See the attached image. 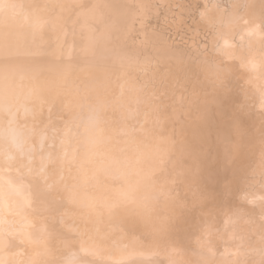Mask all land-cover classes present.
<instances>
[{
	"label": "snow or ice",
	"instance_id": "6c2138e0",
	"mask_svg": "<svg viewBox=\"0 0 264 264\" xmlns=\"http://www.w3.org/2000/svg\"><path fill=\"white\" fill-rule=\"evenodd\" d=\"M23 7L0 0V264H215L211 225L201 228L193 248L192 233L177 226L182 205L173 195L184 183L193 202L217 199L215 187L192 181L207 158V128L216 131L214 159L224 172L214 179L223 181L224 192L243 191L242 199L254 205L225 213L226 226L244 220L248 228L233 234L239 243L235 252L226 249L223 264H264V123L258 136L250 135L243 119L258 102L264 120V0L204 4L192 44L185 41L184 48L169 29L148 30L145 20L154 9L159 16L163 5L147 0L33 4L22 14ZM188 8L195 20L201 5ZM65 10L76 13L80 26L67 59L66 35L52 63L22 64L12 55L20 30L33 40L57 33ZM173 23L184 40L183 13ZM245 37H255L259 49L245 52ZM113 79L119 96L110 88ZM126 91L135 96L134 109L125 104ZM45 106L50 118L58 109L60 120L44 124ZM177 150L183 166L174 162ZM146 161L152 162L147 170ZM100 174L110 183L101 185ZM69 204L80 209L79 221L65 229L62 210ZM120 213L143 232L134 229L130 244L100 243L111 238L101 234L100 223ZM9 216L20 217L21 227H10ZM113 251L121 253L118 259ZM190 255L199 259H186Z\"/></svg>",
	"mask_w": 264,
	"mask_h": 264
},
{
	"label": "bare ground",
	"instance_id": "6f19581e",
	"mask_svg": "<svg viewBox=\"0 0 264 264\" xmlns=\"http://www.w3.org/2000/svg\"><path fill=\"white\" fill-rule=\"evenodd\" d=\"M16 3L23 5V9L21 10L23 13H30L32 9L29 5L33 4H54V3H61V4H78V3H102L104 0H15ZM109 2L113 4H135L138 0H109ZM147 2L163 5L162 8L159 10V16H157L156 10L154 9L152 14L145 20V24L149 31L152 29H169L172 34L176 37V44L184 48L187 45L192 44V40L195 37L196 30H197V23L196 20L199 19V11L202 10L204 4H219L222 7L230 5L235 2H247V3H255L259 4L260 0H227L224 3L221 0H147ZM201 5L200 9H196L195 15L196 19H192L190 12L191 10L188 8L189 5ZM177 5H183V8L178 7ZM172 6V7H169ZM60 11L59 9L57 10ZM183 13L184 17V31L186 35L184 40L180 39V36L176 34L177 25L173 23V17L179 18L180 14ZM22 17H18V20ZM77 19L76 13H70L69 11L65 10L63 13V18L60 20L59 23V31L57 33H48L44 35L43 38L37 37L33 40V37L28 32L27 29L20 30L18 32L17 39L19 44L17 47L13 49L12 55L17 57L22 64H30V63H37V64H49L54 62L57 58L61 56V47L60 45L63 43L64 37H67V45L64 48L63 55L67 59L69 50L72 46L73 40L79 41L80 36V26L76 25L75 21ZM83 22V21H81ZM129 27H131V18L128 21ZM136 28H140V24H136ZM75 29V34H74ZM202 39V36L200 37ZM236 42L240 44V37H239V30L237 29L236 35ZM131 43V41H129ZM249 47L253 52L257 51L260 47L258 40L253 38L245 37L243 41V48L245 52L248 51ZM239 51V49H238ZM4 53L0 51V60L3 59ZM142 76V74H141ZM242 83H244L242 81ZM110 88L115 90L117 96L120 94V85L115 83V79H113V83ZM241 101H243L244 96L243 93H239ZM125 104L129 101L132 102L133 109L135 108V96L134 94H130L127 91L125 92L124 96ZM165 104H171V100H165ZM251 104V101H249ZM144 111L145 109L141 108V120L144 119ZM171 111V109H169ZM262 109L257 102L255 107H251L250 111H246L243 113V119L245 120L246 124L249 126L250 135H259V128L261 123H264V120L261 119L259 113ZM37 123H39L40 116L39 110L37 108ZM120 113L117 114L116 120H120ZM111 112H109V119H111ZM42 119L44 124H48L50 122H56L60 120L59 110H55L51 114H49L48 106H45ZM20 120L21 123H25L24 120V112L23 108L21 107L20 113ZM3 121L2 115H0V122ZM161 122L164 121V117L161 115ZM27 125L29 128L32 126V117L29 116L27 120ZM43 127V124L41 125ZM172 124L168 122L166 134H171L172 132ZM177 125V129H178ZM205 135L207 139V144L205 146V150L207 152V158L205 159L203 169L199 176H193L192 181L194 186H199L203 188L206 185H211L216 188L217 190V199L216 200H208V201H198L193 202L191 193L187 191L186 184L181 183L177 187H175L173 195L178 196L180 199V203L182 208L177 211V216L179 217L177 226L182 231L192 233V245L195 248V241L196 237L200 235L201 228L204 225H211V232L207 239H209L214 246L219 251L217 252L215 264H223L224 256L226 249L232 252L236 251V244L239 243L238 239H234L233 234L235 233L236 236L243 235L248 226L245 224L244 220H237L233 225L226 226L225 220L226 215L230 208H235L238 206H243V209H252L254 205L248 204L246 201L242 199L243 191L236 190L232 193H227L223 191V181H219L214 178H218L224 175L222 169H218L216 162H215V155L217 151V144H216V131L214 128H207L205 130ZM177 139L179 140L180 137L178 136ZM37 149H39V142L37 141ZM183 159L179 150H177L174 154V162L177 166H183ZM27 163L26 161L24 162ZM151 161H146L143 164V167L147 170L151 167ZM20 166V165H18ZM239 162L237 163L236 167H239ZM23 171L26 173V167L23 168ZM231 175V172H229ZM99 183L104 185L106 183H110V180L100 174L98 177ZM244 186V182L241 181L239 188L242 189ZM257 188L260 187L259 184L256 185ZM99 194V193H98ZM164 205H161L163 208ZM65 219V229L72 228L75 223L79 221V213L80 209L75 207L74 205L69 204L65 209L62 210ZM251 213L248 211L244 212L245 217L250 215ZM256 218L259 219V208H255ZM9 221H11L10 227L17 229L21 227L20 217L17 216H9ZM101 229V234L103 233H111V238L107 241H100V243L105 244L107 246L112 245L114 242L119 245L130 244L133 240V236L131 232L135 229L137 235L143 232L142 227H139L133 223L131 219H126L122 213L117 214L113 218L109 219L105 217L103 221L99 225ZM20 251V249H17ZM132 249H129V252H132ZM137 252L139 249L136 250ZM108 253H105L107 255ZM114 259H118L121 255L119 251H113L110 253ZM19 259V258H18ZM186 259H191L193 262L199 259L196 255H190L186 257ZM228 259H232V257H228ZM254 259L259 260V256H255Z\"/></svg>",
	"mask_w": 264,
	"mask_h": 264
},
{
	"label": "rangeland",
	"instance_id": "374dc122",
	"mask_svg": "<svg viewBox=\"0 0 264 264\" xmlns=\"http://www.w3.org/2000/svg\"><path fill=\"white\" fill-rule=\"evenodd\" d=\"M221 1H223L224 3H226V2H227V0H221Z\"/></svg>",
	"mask_w": 264,
	"mask_h": 264
}]
</instances>
